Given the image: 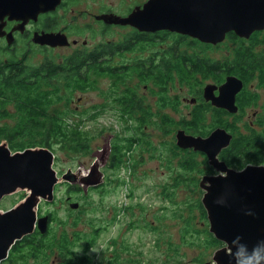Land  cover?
Returning <instances> with one entry per match:
<instances>
[{"label":"flooded vegetation","instance_id":"flooded-vegetation-1","mask_svg":"<svg viewBox=\"0 0 264 264\" xmlns=\"http://www.w3.org/2000/svg\"><path fill=\"white\" fill-rule=\"evenodd\" d=\"M147 1L139 0L131 5H127L124 1L121 3V8H104L98 14L87 10L84 14L83 12L76 14L77 7L75 6L80 0H61L55 10L41 13L27 22L7 15L0 20V33H2L0 51H2V56L6 57L5 60L0 58V62L7 64L10 60H18L26 64V61L36 53V55L44 57L43 62L38 63L36 68L42 69L51 64L57 68L56 78L74 77V80L75 77L87 78L80 88L74 89L69 85L70 81L61 79L57 88L59 95L56 98L59 102L55 103L51 110L59 112L64 124H68L67 112L60 110L59 106L68 101L76 92L90 87L94 88L100 79L109 80L110 83L105 88L111 87V90H118L116 85L127 79L130 80V88L125 89L124 93L114 101L119 104L120 108L118 109L119 113L113 115L112 119L116 120L114 123L117 125L130 123L128 124V126L130 125L129 132H133L135 136L129 135L132 140L131 146L145 147L147 145L143 134L138 133L139 128H131L132 123L145 124L146 126L156 113L160 116V121L157 124L163 127L165 133L174 131L170 130L168 126L175 127L184 122L187 127L175 129L177 133L179 130H183L187 135L204 139L208 138L215 130H222L229 134L232 137L229 146L222 149L218 155L219 161L228 170L239 172L247 166L264 167V24L258 25L249 33L240 34L235 29L228 31L220 42L211 44L185 35L179 38L177 35L180 34L168 30L145 31L128 24L122 25L114 22L116 18L129 17L138 7L142 9ZM79 16L87 17L92 24L77 27L75 20L76 18L78 20ZM52 33L65 35L69 45L52 48L34 41L37 36ZM87 33L91 37L99 35L100 41L95 42V40L86 37ZM196 43H200L205 52L209 50L215 52L213 61L203 57L202 53L196 54L199 60L214 66L215 72L209 76L202 75L201 72L198 73L202 79H200V83L196 82L198 83L197 91L193 92V96L190 98H180L172 93L175 90L174 83L180 77L176 74L178 71L174 69L173 64L181 59H185L184 62L189 64L186 60L191 58L190 47ZM47 51L57 53L51 57ZM75 66L76 68L81 67L80 75L79 73L76 75ZM184 67L189 69V66L184 65ZM44 75L45 73L41 70L40 76ZM231 79L233 82H230ZM88 84L89 86L86 87ZM123 84L126 86L125 81ZM181 84L187 85L188 89L192 90L187 83L181 81ZM225 86L229 87L227 91L231 88L235 91L239 87L234 97L233 106L237 109L234 113L223 107L215 106L211 100L206 99L207 88H211L214 96L221 102L226 99V96L231 99L232 94L223 93ZM47 88L51 90V94L56 91L55 87ZM179 102L183 103L185 108H180ZM176 104L177 111L175 110ZM198 105H201L205 110L199 133L196 132L197 125L190 123ZM94 108L97 109L88 118L93 119L96 116L98 119L105 115L106 109H116L107 103L94 104ZM142 108L151 111V114L143 115ZM160 109L164 111L163 116L159 112ZM183 110L188 111L181 120L176 121L171 113L179 114ZM111 138L108 141L109 146L104 147L105 153L101 168H98L99 162L93 165L95 168L97 167L95 177H98L102 172L105 175L104 168L106 166L111 168L113 155L124 151L125 154H130L132 151L129 146L125 147L124 142L121 141L118 142L122 148L116 149L119 145L116 146L112 142L113 137ZM114 140L116 143L117 139ZM140 150H144V148ZM181 151L185 157L180 158V162L188 164L190 163L187 162V159L192 162L191 155L198 152L194 149H181ZM200 153L203 154L205 164L209 165L208 171L203 173L202 178L226 175L225 172H218L210 165L205 153ZM105 163L106 166H104ZM210 168L214 171H211ZM81 178L77 177L78 180ZM101 184H105V177ZM75 187L78 188V185ZM84 187L82 188L86 194L94 186L87 187L88 190H85ZM67 199L69 204L73 202L69 200V197ZM37 231L35 230L34 234ZM13 256L18 259V256L13 255L10 250L8 259L2 264H15ZM125 264L137 263L125 262Z\"/></svg>","mask_w":264,"mask_h":264},{"label":"rangeland","instance_id":"rangeland-1","mask_svg":"<svg viewBox=\"0 0 264 264\" xmlns=\"http://www.w3.org/2000/svg\"><path fill=\"white\" fill-rule=\"evenodd\" d=\"M124 1L127 5H131L139 0H80L75 6L77 7L75 11L76 14L79 12L84 14L85 10L98 14L104 8H121V3ZM75 21H77V27L92 24L91 20L85 16H79ZM85 36L95 42L101 39L99 35L91 37L87 33ZM190 48L191 54L202 53L203 57L212 59V61L215 58V52L212 50L205 52L200 43L191 45ZM47 52L51 57L57 53ZM0 58L6 59L2 56V51H0ZM43 60L44 57L35 53L26 63L36 68L37 64L42 63ZM200 79H202L201 75ZM124 81L126 86L123 84ZM129 81L124 79L116 85L118 90H111V87L105 88L110 83L109 80L100 79L98 84L92 88L93 90L91 87L80 90L68 101L62 103L59 109L67 112L68 127L85 132L90 141L81 151H73L67 142L66 144L54 142L56 147L54 154L57 157L54 168L60 178L69 171L77 174V177L88 176L96 162H99L98 168H101L105 153L104 147L109 146L108 141L111 137L116 146L120 143L118 141H121L124 142L125 147L131 148L130 154L123 157L125 163L112 168H107L105 163L106 167H103L105 175L102 172L105 184H96L89 190L81 182L71 180L72 185L77 182L79 188L84 187L88 190L86 194L71 189L62 178L59 185L55 187L54 201L50 202L52 205L46 206V201L42 200L37 213H40V208V216L47 217L49 215L45 214L46 211H56L58 221L55 225L58 227V234L67 231L66 234L71 242L75 241L76 233L84 236L97 234V242H93L87 248V252L82 249L85 244L82 247L74 246L69 249L77 256L87 257L88 260L83 261V264H125V262L217 264L214 260L216 252L226 248L227 245L218 240L210 231L207 210L203 205L205 190L200 187L199 183L203 173L208 171L209 165L205 164L203 154L196 152L191 155L192 162L184 167V162H180V158L185 155L177 145V130H175L182 127L168 126L174 131L165 133L163 127L157 124L160 116L156 113L146 126L145 124L137 125L135 122L131 125L133 129L139 128L138 133L143 134L147 145L145 147L130 145L129 135L135 137L133 132H129L130 125L128 124L130 123L117 125L114 123L116 120L112 119L113 115L119 113L120 108L119 104L114 101L124 93L125 89L130 88ZM189 86L194 91L188 89L187 85L181 84V79L179 81L177 78L174 83L175 90L172 93L180 98H190L193 92L197 91L198 83H191ZM102 103H107L116 109H106L105 115L98 119L96 116L93 119L88 118L97 109L94 108V104L101 105ZM179 105L180 108H185L183 103ZM187 111L171 114L178 121ZM141 112L147 116L151 114V111H146L144 108ZM159 112L163 116L164 111L160 109ZM167 112L170 114L169 111ZM2 121L1 124H4L11 122L12 119H2ZM59 122L62 123L61 117ZM114 139H117L116 143ZM141 148L144 150H140ZM210 170L214 171L212 168ZM28 195V191L18 190L6 196L0 202V212L18 206L27 199ZM68 197L70 201L78 203L79 208H71ZM199 201L206 213L205 218L201 215L202 211L195 208ZM125 208L126 211H123ZM65 253L67 255V252ZM66 255L60 250L48 251L43 257L31 259L29 263L74 264V257ZM68 258L72 260L69 261ZM15 264H21L20 260Z\"/></svg>","mask_w":264,"mask_h":264},{"label":"water","instance_id":"water-1","mask_svg":"<svg viewBox=\"0 0 264 264\" xmlns=\"http://www.w3.org/2000/svg\"><path fill=\"white\" fill-rule=\"evenodd\" d=\"M61 0H0V20L11 16L28 20L41 13L55 10ZM115 23L131 25L145 31L168 30L198 39L203 43L217 44L225 33L237 30L240 34L251 32L264 24V0H148L143 8H137L127 18H116ZM2 36V33H0ZM41 45L68 46L65 35L43 34L34 39ZM233 82V79L230 80ZM225 86L222 102L206 89V99L234 113L233 91ZM232 137L222 130H215L204 139L177 133V145L181 149H194L207 155L209 163L226 175L205 176L200 186L205 190L203 205L210 222V231L227 247L218 250L217 264H264V167L247 166L243 171L228 170L218 155L228 147ZM56 155L47 148L12 152L7 143L0 146V202L18 190L29 192L27 199L18 206L0 212V264L8 259L10 250L25 236L38 229L48 230L49 217L38 216L39 203L54 201L55 187L63 178L81 182L86 188L96 186L103 174L95 177V167L88 176L77 179L69 171L62 178L54 168ZM71 208H79L71 203Z\"/></svg>","mask_w":264,"mask_h":264},{"label":"trees","instance_id":"trees-1","mask_svg":"<svg viewBox=\"0 0 264 264\" xmlns=\"http://www.w3.org/2000/svg\"><path fill=\"white\" fill-rule=\"evenodd\" d=\"M177 36L179 38L183 37L181 34ZM190 57V59L186 60L189 64L184 62L185 59L176 61V64H173L174 69L178 71L176 74L180 76L178 77L179 81L181 79V81L191 85V83H196L200 79L198 73L201 72L202 75L209 76L215 72L214 66L208 64V62H202L196 54H191ZM184 65L189 66V69L185 68ZM80 69V66L75 69L76 75L78 73L80 75ZM41 70L45 73L44 76H40ZM56 72L57 68L51 64L40 69L18 60H10L7 64L0 62V144L3 142L7 143L12 152L47 148L55 153L56 147L54 142L56 141L67 142L71 147L70 145L67 146L72 148L73 151H81L84 149L85 144L90 141L85 132L77 128H69V125L60 123L59 112L51 110L52 106L59 102L56 98L59 95L57 88L60 85L61 79L70 81L69 85L74 89L80 88L87 78L75 77V80L74 77H70L71 79L69 77L56 78ZM88 86L89 84L86 85V87ZM47 87H55L57 95L56 91L53 92L54 95L51 94V90H48ZM175 110H178L177 104L175 105ZM204 112L205 110L202 109L201 105L196 106L193 112V119L190 123L197 125V133H199L200 126H202L200 123L203 121ZM2 119H12V121L1 124L3 122ZM178 126L186 128L187 124L181 122ZM118 147L116 149L120 150L122 148L121 144ZM125 155V151L113 155L111 168L123 164L125 162L123 158ZM55 160H57V157ZM187 162L191 163L188 160ZM188 165V163L183 164L184 167ZM68 185L71 189L85 194L83 189L74 187L70 182ZM45 205L51 206L52 203L45 202ZM195 208H199L198 210L202 211L200 213L203 218L206 217L200 201L195 205ZM123 211H126V208ZM39 212L38 216L41 215L40 208ZM45 214L49 215L48 217L51 219L47 232L42 234L36 229L38 230L36 234H30L25 236L21 241H18L11 249V253L18 256V259L16 256H13V260L16 262L20 260L21 264H30L29 261L31 259H39L43 255H46L48 251L55 252L56 250H60L65 255V252H67V257L72 255L74 257V264H83V261H87V257L77 256L75 252L69 249H72L74 246L82 247L85 244V247L82 249L86 251L93 242H97V234L84 236L81 233H76L74 235L75 241L71 242L66 234L67 231H63L60 235L58 234V227L55 225L58 221L57 212L46 211ZM68 260L71 261L72 258H68Z\"/></svg>","mask_w":264,"mask_h":264},{"label":"bare ground","instance_id":"bare-ground-1","mask_svg":"<svg viewBox=\"0 0 264 264\" xmlns=\"http://www.w3.org/2000/svg\"><path fill=\"white\" fill-rule=\"evenodd\" d=\"M52 34H59V33H52ZM37 37H39L40 38V36H37ZM37 43V42H36ZM40 44V43H39ZM44 45H46V46H49V45H47V44H44ZM51 47V46H50ZM57 47H63V46H57ZM52 48H56V47H52Z\"/></svg>","mask_w":264,"mask_h":264}]
</instances>
